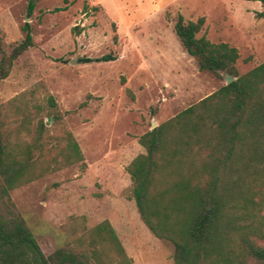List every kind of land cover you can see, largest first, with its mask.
Returning <instances> with one entry per match:
<instances>
[{
  "label": "rangeland",
  "instance_id": "1",
  "mask_svg": "<svg viewBox=\"0 0 264 264\" xmlns=\"http://www.w3.org/2000/svg\"><path fill=\"white\" fill-rule=\"evenodd\" d=\"M0 0L4 52L25 36L34 45L0 84L8 157L29 164L28 181L1 191L0 216H20L50 264H118V246L96 233L108 219L130 264H176L175 246L143 221L127 166L141 135L227 84L200 70L175 33L179 14L205 17L198 36L236 46L243 74L264 61L260 0ZM112 54L113 60H97ZM2 53L0 52V58ZM90 58V61H82ZM70 135L83 159L74 160ZM255 200L264 199V187ZM254 219L263 235L264 203ZM250 264H264L248 256ZM203 264H209L203 262Z\"/></svg>",
  "mask_w": 264,
  "mask_h": 264
},
{
  "label": "trees",
  "instance_id": "2",
  "mask_svg": "<svg viewBox=\"0 0 264 264\" xmlns=\"http://www.w3.org/2000/svg\"><path fill=\"white\" fill-rule=\"evenodd\" d=\"M34 8L35 0H29L28 13ZM256 15L264 17V10ZM204 23V16L186 20L179 14L174 30L200 70L217 77L225 72L235 79L141 135L146 152L127 171L143 221L157 237L174 244L176 264H250L248 256L264 260V246L248 236L263 235L260 225L249 219L256 222L254 209L264 203L254 197L264 187V61L240 74L238 48L198 36ZM24 30V38L9 53L0 38V84L15 60L34 45L28 22ZM113 59L112 54L97 58ZM70 138L73 159H83ZM28 171V163L9 159L0 115L2 193L10 199V190L28 181ZM94 230L118 246L123 255L118 264H130L108 219ZM0 264H50L19 215L0 216Z\"/></svg>",
  "mask_w": 264,
  "mask_h": 264
},
{
  "label": "water",
  "instance_id": "3",
  "mask_svg": "<svg viewBox=\"0 0 264 264\" xmlns=\"http://www.w3.org/2000/svg\"><path fill=\"white\" fill-rule=\"evenodd\" d=\"M235 79V77L234 76H232V75H227L226 76V82L227 83H230L231 81H233ZM156 127V123L155 122H153V128H155Z\"/></svg>",
  "mask_w": 264,
  "mask_h": 264
}]
</instances>
